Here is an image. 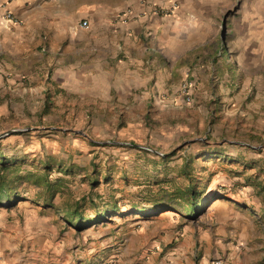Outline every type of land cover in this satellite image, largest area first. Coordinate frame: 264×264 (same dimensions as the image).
Segmentation results:
<instances>
[{
  "label": "rangeland",
  "instance_id": "1",
  "mask_svg": "<svg viewBox=\"0 0 264 264\" xmlns=\"http://www.w3.org/2000/svg\"><path fill=\"white\" fill-rule=\"evenodd\" d=\"M208 34L128 108L0 118V264H264V65L236 66L222 21ZM190 183L196 212L176 196Z\"/></svg>",
  "mask_w": 264,
  "mask_h": 264
},
{
  "label": "crops",
  "instance_id": "2",
  "mask_svg": "<svg viewBox=\"0 0 264 264\" xmlns=\"http://www.w3.org/2000/svg\"><path fill=\"white\" fill-rule=\"evenodd\" d=\"M245 1L140 0L123 11L106 0H6L0 3V118L51 122L83 110L128 108L130 99L152 93L149 83L178 81L187 53L206 42L215 20L244 53L233 57L236 66L264 65V0Z\"/></svg>",
  "mask_w": 264,
  "mask_h": 264
},
{
  "label": "trees",
  "instance_id": "3",
  "mask_svg": "<svg viewBox=\"0 0 264 264\" xmlns=\"http://www.w3.org/2000/svg\"><path fill=\"white\" fill-rule=\"evenodd\" d=\"M223 52L221 53L222 56H228L230 51L229 48L226 46H223ZM0 159H3L2 156H0ZM2 166H4V169H6L4 162H0ZM45 168H49V166H46ZM8 181L7 178L3 179L1 185H0V199L1 198H7L8 200H11V195H6V189H5V183ZM49 188L52 186L50 184H47ZM176 196L179 198L184 199L186 203H188L187 207L185 208L186 210L196 212L198 209L202 206V200H203V193H201L198 189L197 186L190 183L187 187L181 188L179 187L176 189ZM105 214V211H101L98 213L100 217H103ZM66 219L71 221V222H79L82 223L84 222V217L83 214L80 213L78 210L75 211H69L66 213Z\"/></svg>",
  "mask_w": 264,
  "mask_h": 264
},
{
  "label": "built area",
  "instance_id": "4",
  "mask_svg": "<svg viewBox=\"0 0 264 264\" xmlns=\"http://www.w3.org/2000/svg\"><path fill=\"white\" fill-rule=\"evenodd\" d=\"M6 18L7 19H12L14 21H17V19L10 12L7 13ZM84 25H86V23H84ZM211 264H223V261H222V259L217 258V259L213 260Z\"/></svg>",
  "mask_w": 264,
  "mask_h": 264
}]
</instances>
